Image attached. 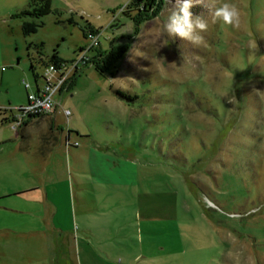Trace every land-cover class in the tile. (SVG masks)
Instances as JSON below:
<instances>
[{
    "label": "rangeland",
    "instance_id": "rangeland-1",
    "mask_svg": "<svg viewBox=\"0 0 264 264\" xmlns=\"http://www.w3.org/2000/svg\"><path fill=\"white\" fill-rule=\"evenodd\" d=\"M47 1L0 0V121L66 66L27 140L0 123V264H264V0H226L239 29L194 6L199 47L163 31L175 0ZM87 33L102 70L70 71Z\"/></svg>",
    "mask_w": 264,
    "mask_h": 264
},
{
    "label": "built area",
    "instance_id": "built-area-1",
    "mask_svg": "<svg viewBox=\"0 0 264 264\" xmlns=\"http://www.w3.org/2000/svg\"><path fill=\"white\" fill-rule=\"evenodd\" d=\"M86 49H79L75 58L68 67L70 71L78 72L80 66H84L90 59L88 53L98 46L97 37L92 33H87L84 37ZM65 64H48L44 67L42 75L39 77L41 83H35V91L27 93L26 104L15 109L10 124L14 131L23 127L30 119L51 114L55 110L56 102L54 97L58 95L65 85ZM23 87L29 91L31 86L26 81H22ZM10 111V110H9Z\"/></svg>",
    "mask_w": 264,
    "mask_h": 264
},
{
    "label": "clouds",
    "instance_id": "clouds-1",
    "mask_svg": "<svg viewBox=\"0 0 264 264\" xmlns=\"http://www.w3.org/2000/svg\"><path fill=\"white\" fill-rule=\"evenodd\" d=\"M171 3V0H168ZM208 8L211 21L239 29L241 23L240 9L233 3L221 0H175L168 9L163 31L172 38H180L190 42L194 47H199L204 42L203 33L207 31L209 21L202 15L193 16L191 9L194 6ZM255 91H259L254 89Z\"/></svg>",
    "mask_w": 264,
    "mask_h": 264
},
{
    "label": "trees",
    "instance_id": "trees-1",
    "mask_svg": "<svg viewBox=\"0 0 264 264\" xmlns=\"http://www.w3.org/2000/svg\"><path fill=\"white\" fill-rule=\"evenodd\" d=\"M31 3L35 6L32 9V11L31 12H24L21 15H23V16L28 15V16H31L34 18H40V17H43L45 15H48L51 12L50 7H49V3L47 0H31ZM129 4L135 8L139 7L138 4L142 5L141 8H146L148 6V4L146 2H143L142 0H130ZM37 28H38V25H36V24L23 23L22 32L25 36H27L29 34L35 33ZM97 58H98V56H95V55L92 56L84 66L87 67L88 65L91 64L92 66L96 67L97 70L101 71L102 67L99 66L100 63L98 62ZM112 61H114L113 58H112ZM50 62L53 64L64 63L63 61L58 59V57L55 55L50 59ZM74 78H75V76L71 79L70 89L73 85ZM36 79H37V77H35V80ZM115 95L119 99H123V100L126 99V97L123 94H121L120 92L116 91ZM0 123L1 124L7 123V119L2 118Z\"/></svg>",
    "mask_w": 264,
    "mask_h": 264
},
{
    "label": "crops",
    "instance_id": "crops-1",
    "mask_svg": "<svg viewBox=\"0 0 264 264\" xmlns=\"http://www.w3.org/2000/svg\"><path fill=\"white\" fill-rule=\"evenodd\" d=\"M39 79H36L34 82L39 84ZM35 85H34V90L32 91H35ZM26 91V90H25ZM26 93H29V91H26ZM26 101H27V97H26ZM3 118L7 119V123H10L11 119H12V116L10 115L9 117H6V116H2ZM54 117H55V114H54ZM39 118V117H38ZM38 118H32L30 119L23 127H21L20 129L16 130V136L17 138L19 137L21 140L25 141L29 138V134L26 133V128H27V125L32 122V121H35L37 120ZM53 133V132H51ZM44 144H47L46 142H44ZM52 215L54 216V212H53V209H52Z\"/></svg>",
    "mask_w": 264,
    "mask_h": 264
}]
</instances>
